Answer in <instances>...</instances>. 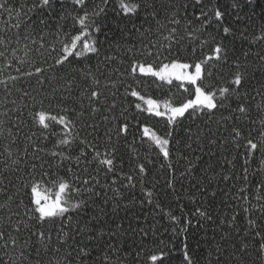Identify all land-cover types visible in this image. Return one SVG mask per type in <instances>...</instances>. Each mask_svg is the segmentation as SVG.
Masks as SVG:
<instances>
[{"label": "snow or ice", "instance_id": "6c2138e0", "mask_svg": "<svg viewBox=\"0 0 264 264\" xmlns=\"http://www.w3.org/2000/svg\"><path fill=\"white\" fill-rule=\"evenodd\" d=\"M57 2L58 0H20L17 8L10 3V0H0V62H3L0 72L4 68L13 67L14 61L19 65L15 68L18 75L9 78L11 84L7 80L0 79V85L3 86L0 108L4 109L0 111V158H2L0 165H3L0 167V264H41L40 259L33 261L31 257L39 258L42 253L48 257L44 264H90V262L95 264L91 255L93 249L90 246L95 243L97 236L93 226L100 222L105 209L100 207L90 216L87 215V209L90 205H94L96 198L102 197L107 204L110 191L115 193L113 199L120 198L121 187L132 189L139 184L146 194L147 203H155L157 208L160 207L154 199L156 193L144 188V177L148 175L146 163H152L148 156L144 158L146 162L136 163L127 173L123 171V158L118 154L117 145L121 140L127 142L128 137L132 135L130 129L134 127L132 121L139 123V120L135 116L131 119L126 117L128 108L116 103L120 87L124 89L121 99L135 97L138 101H143L147 107L142 109L140 103H135V108L155 117L166 118V123L171 126V130L163 136L149 127H144L143 136H147L149 142L159 150L162 159L168 162V170L173 174L175 173L172 165L173 153L170 151V145L174 143L173 131L179 130L185 121L195 123L197 119L207 118L211 122L218 113H227L221 115L217 123L225 131L230 130L233 146L238 149L243 148L246 154L242 177L246 186L239 190L241 195L232 199L244 201L248 205L243 208L247 219V227L243 232L246 238L250 237L254 242L252 248L255 251V258L251 264H264V179L256 182L252 199L248 196V188L252 187L248 166L254 153L259 152L261 159L260 166L252 175L255 176L256 172H264V83H260L258 87L253 86L251 91L243 88L242 85H247L249 82L247 72L249 65L247 63L241 65L237 61L234 64L235 71L232 78L226 86L205 84V80H211L213 76V65H209V61L213 64H228V44L210 33L206 35V29L212 23V19L222 20L225 11L216 7L214 0H135V2L115 0L123 17L132 19L143 12L144 20L153 22L155 27L153 28L151 24L146 28L143 25L137 27L133 24V29L138 33L136 42L115 45L131 59L129 69L125 71L132 78L135 87L124 81V73L119 68H113L108 72L109 83L105 84L104 88L110 86L115 91L110 90L106 93L101 89V80L94 74L92 66L83 65L84 61L100 56L101 42L98 34L103 24L99 22V18L106 15L110 0H99V2L59 0L62 8L58 16L54 15L57 11ZM68 3L71 4V9L65 6ZM207 4L213 5L210 9L211 18L206 10ZM193 5L200 6L199 14L195 16L197 21H201L198 27L189 18V9ZM238 6V0H233L232 7ZM45 12L48 13L47 16L44 15ZM33 16H36V19H33ZM69 19L72 23L66 27L65 22ZM181 28L184 29L185 35L180 34ZM73 30L78 34L73 35ZM165 30L167 35H164ZM222 31L225 37L234 38L231 28L223 27ZM259 31L261 34L249 40L250 44L264 42V25L260 26ZM161 36L166 43L161 42ZM240 38L248 39L243 32ZM185 40L189 45L199 42L201 48L211 40L213 55H208L198 62H182L179 58L181 55L179 48ZM192 51L195 53L196 47H193ZM255 55L259 61L257 67L264 69V55H261L260 51ZM34 56H39V61L33 59ZM247 56L248 53H245V60ZM145 57H152V60H144ZM169 57L172 58L169 60ZM112 59L111 56H104L97 64L95 72L104 76ZM49 60L52 62L49 63ZM101 64L105 70L101 69ZM24 65H31L34 71L25 70ZM241 67L245 71H240ZM117 74L119 80H112L111 77ZM33 77L40 86V91H36L35 95L19 86L29 83L31 87L30 80ZM77 77L88 81L92 86L91 90L89 91L88 87L81 88L76 83ZM145 77L156 78L168 86L178 81L176 87L183 89L185 93L189 92V87L186 85L193 86L194 98L178 104L170 99H165L161 103L156 99L146 98L137 90L148 83L143 79ZM53 81L58 85L63 81V87L51 88ZM45 83L51 88V100L41 94ZM117 83L120 87H117ZM76 88L80 89L76 97L81 101L79 111L76 107L68 106L67 103ZM14 91L19 94L22 101L28 99L35 101L39 96L41 105L45 100H49L50 104L57 101L56 93H61L57 103L63 112L62 115H53L45 110L37 112L35 104L32 105V111H29L28 115L31 117L33 127L40 129V135L38 136L36 131L25 134L23 139L28 143L23 145L22 150L20 132L22 126H29L24 115L25 110L29 109V104L23 103L22 106L18 104L17 99L12 98ZM84 99L88 102L87 107L93 122L82 125L89 129L87 135L82 136L79 121L85 115ZM253 110L259 114L256 118L252 117ZM98 114L101 117L100 121L95 122ZM53 124L61 125L62 132H56ZM249 124L251 127L246 129L247 135H245L242 126ZM13 129L16 131L13 132ZM203 131L201 129L200 132H194L191 127L185 130L187 141L184 146L193 156L189 158L188 154L182 155L187 167L180 172L181 177L186 178L192 174L195 167L193 159L198 161L202 158L194 154L205 150L201 139ZM219 131L218 127L217 133ZM208 132H212L211 128H208ZM253 133L256 134L254 137ZM212 135L215 136L216 133ZM50 136L56 139L51 141L52 147L48 148ZM241 140L246 143L241 144ZM4 141L7 143H3ZM101 142L105 145L103 151L100 148ZM218 142V139L211 137L208 139L209 145H216ZM136 143L133 138L130 147L136 153L134 159L140 161L139 150L135 148ZM140 143L143 144L144 141L141 139ZM175 143L179 144V141ZM223 143L226 146L229 141L224 140ZM13 145L16 146L15 154ZM210 155L215 153L210 152ZM21 157L25 158L26 178L19 174ZM225 162L235 167L227 157ZM13 165L16 167H12ZM161 167L165 165L162 163ZM222 179L227 182L233 177L230 174H223ZM46 182L58 185V190L53 193L45 186ZM118 184L120 187H117ZM167 186L175 190L172 179L168 181ZM12 189L15 191H11ZM205 191L206 189L201 187L202 195ZM209 195L214 198L216 191H211ZM226 195L230 194L226 193ZM117 207L118 205L114 204V211ZM197 211L201 217L212 219L207 211L201 209ZM168 215L173 221L178 222L180 219L171 212ZM235 221L236 215H233L227 222V227L235 228ZM187 224L191 225L192 221L189 219ZM224 224L225 221H221V225ZM45 225L50 227L45 228ZM181 230L187 232V227ZM236 231L239 235L240 230L236 229ZM54 234L55 245L52 244ZM98 234L100 237L105 235L102 229ZM111 235L114 236L115 233ZM144 235L146 236L147 232H144ZM227 236V232H222L221 239H226ZM85 240L88 242L85 243ZM106 248L116 251V246L111 243ZM232 248L234 251L231 253V259L234 261L241 260L245 255H251L248 243L239 246L233 243ZM183 249V264H195L190 255L187 237ZM10 250L18 252V255H11ZM62 251L63 255L58 256ZM226 251L217 244L214 251H209V256H215V264H224ZM237 251L241 253L240 256L237 255ZM167 255L168 253L161 249L158 254L151 255L150 259L154 264L156 261L167 264L165 260ZM107 259L105 253V260ZM116 264H120L119 258ZM208 264H212V261L209 260Z\"/></svg>", "mask_w": 264, "mask_h": 264}, {"label": "trees", "instance_id": "16d2710c", "mask_svg": "<svg viewBox=\"0 0 264 264\" xmlns=\"http://www.w3.org/2000/svg\"><path fill=\"white\" fill-rule=\"evenodd\" d=\"M99 2V0H97ZM135 2V0H133ZM10 3L19 8L20 0H10ZM216 7L220 8L221 11H225V16L222 20L216 21L212 19V23L208 25L206 29V35L210 33L212 36L218 39H223L225 43L228 44V64H213L209 61V65H213L212 71L213 76L211 80L206 79L205 84L212 83L217 87L226 86L229 80L232 78V74L235 71L234 64L239 61L241 65L247 63L249 67L247 72L249 74V82L247 85H242L243 88L251 91L253 86L258 87L260 83H264V69L257 67L259 61L255 55L257 51L264 55V42L250 44L249 40L261 33L259 31L260 26L264 25V0H238V7H232L233 0H214ZM71 9V4L65 5ZM213 7L212 4H207L206 10L209 12V17H212V12L210 9ZM62 5L59 0L56 4L57 11L54 15H59V11ZM200 6L193 5L189 9V18L193 21L197 27L201 21H197L195 16L199 14ZM45 16L48 15L47 12L44 13ZM237 16L240 18L238 19ZM36 19V16H33ZM203 19V18H202ZM99 22L103 24L101 32L98 34V39L101 42V52L99 57H94L90 61H84L83 66L91 65L93 72L101 80V89L106 93L108 91H115V89L104 88L105 84L109 83L108 72L113 68H119L121 72L124 73L123 79L126 83L135 84L132 78L125 71L129 69L131 59L125 56L122 49L115 47L116 44H128L129 42H136L138 33L133 29L132 25L135 24L137 27L143 25V27H148L150 24L154 28L155 25L151 21L144 20V13L141 12L139 15L128 19L123 17V14L119 12L118 4L115 0H110L108 8L106 9V15L99 18ZM72 21L69 19L65 22L66 27L70 26ZM79 25L77 24V28ZM223 27H229L232 29L234 38L232 36L225 37L223 35ZM181 35H185L184 29L179 30ZM245 33L248 37L247 40H242L240 38L241 33ZM72 34H78L75 30ZM164 35H167V31H164ZM155 39V37H153ZM161 42L166 43L163 40V36L160 37ZM196 47V52L193 53L192 48ZM179 51L181 53L180 59L182 62H198L205 59L208 55H213V44L211 40L209 43L200 47L199 42L189 45L188 41L185 40L180 46ZM248 53L247 60L244 58V54ZM22 54V53H21ZM111 56L109 67L107 70L101 64V69L105 70V75L101 76L98 72H95V68L100 61L103 60L104 56ZM172 57H169V60ZM33 59L39 61V56H34ZM144 60L151 61L152 57H145ZM52 61L49 60V63ZM143 62V61H142ZM167 62V61H165ZM19 66L17 62H13V67L4 68L0 72V79L7 80L11 84L10 77L17 76L15 68ZM0 67H3V62H0ZM46 67V65H45ZM25 70H33L31 65H24ZM240 71H245L241 67ZM139 75V73H138ZM112 80H119V74L113 75ZM148 83L146 86L139 88L137 90L141 91L142 95L146 98L156 99L159 102H163L165 99H170L173 103H180L189 98H194L193 86L189 87V92L185 93L183 89L176 87L179 82L174 81L173 85L168 86L163 82L158 81L156 78H143ZM76 83L83 87H88L91 90V85L88 81L77 77ZM31 87L29 83H24L19 85L25 90L30 91L33 95L36 91H40V86L36 84L35 77L30 80ZM159 85V87H157ZM63 87V81L60 84H56L55 81L52 82L51 88ZM117 87H120L117 83ZM49 84L45 83L43 86L42 95L48 96L51 100L52 92ZM75 88V85H74ZM35 89V91H34ZM123 87H120V92L117 95L116 103L128 108V113L125 116L129 119L132 116L138 118L139 123L132 121L134 127L130 129L132 135L128 137L127 142L121 140L118 147V154L123 158V171L129 172L130 167H134L138 162H146L144 158L148 156L152 163H146L148 169V175L144 177V188L154 191L156 193L154 199L156 203H159L160 207L157 208L155 203L148 204L146 201V194L142 191L141 186L137 184V187L132 189H120V198L113 199L115 193L109 192V202L104 203L103 198H96L94 205H90L87 209V215H94L100 207L105 209L100 222H97L93 227L94 231L97 233L95 243L91 244L93 251L91 253L93 261L95 264H116L118 258L120 264H154L151 261L150 256L153 254H158L161 249L168 253L165 257L167 264H183V245L185 243V237H187V243L189 244L190 255L193 258L195 264H208L211 260L212 264H215V256H209V251H214L215 246L219 244L222 249L227 251L224 253V264H251L252 260L255 258V251L252 248L254 243L250 237L246 238L244 236L243 230L247 227V219L243 211L244 207L248 205L244 201L233 200L232 197H237L241 195L239 190L245 187V182L243 177V167L245 159V151L243 148H235L231 142V133L225 131L217 121L221 115H227V113H218L211 122L204 119H197L195 123L191 121H185L184 125L179 129L173 131V144L170 145V151L173 153L172 165L175 169L173 174L167 168V161L162 159V154H159V150L155 148L151 142H149L147 136H143V128L149 127L153 131L157 132L159 135H166L171 126L166 123V118L155 117L152 114L143 112L135 108V103H140L141 108L147 107L143 101H138L135 97H129L127 99H121L123 94ZM80 89L76 90L72 94L71 100H69L68 106L76 107L79 111L80 100H77ZM61 93H56L57 101ZM3 96V86L0 85V97ZM17 99V103L21 106L23 103L29 104V109L25 110V120L28 123V127H23L20 132L22 143L20 148L22 150L23 145L27 144L28 141L24 140L25 134H30V131H36L37 135H40V129L33 127V122L31 117L28 115L29 111H32V105L35 104V111L45 110L53 115H62L63 112L60 110L57 101H53L51 104L49 100L41 105L39 103L40 97L37 96L36 100H21L18 93L13 92V97ZM111 101V97H109ZM83 103L85 105V115L79 121L81 125L80 131L81 135H87L89 129L82 127L85 123H92L93 118L89 115V109L87 107V100L84 99ZM9 107H12L9 105ZM0 111L4 109L0 108ZM259 114L253 110L252 117L256 118ZM100 115L95 117V122L100 121ZM6 119V118H5ZM11 126V124H9ZM191 127L194 132H200L203 129L201 139L205 145V150L203 152H197L194 155L202 157L200 160L193 159L195 167L192 170V174L188 175L186 178L180 176V172L184 171L187 167L186 161L182 158V155L188 154L189 158H192L193 154L184 145L187 141V136L185 130ZM220 131L217 133V128ZM244 134L247 135L246 129L251 127V125L242 126ZM208 128H211L212 132H208ZM53 129L60 133L62 132V126L58 124H53ZM103 130V126H102ZM16 130L13 129V132ZM216 133L215 136L212 134ZM256 134L253 133V137ZM209 137L218 139L216 145H209ZM133 138L137 141L135 148L139 150V155L141 157L140 161H136L134 156L136 153L132 150L130 145L132 144ZM56 137L50 136L48 148L52 147V140ZM91 139V137H89ZM141 139L144 141L143 144L140 143ZM228 140L229 143L225 146L223 141ZM179 141V144L175 142ZM3 143H7L4 141ZM246 143V141L241 140V144ZM105 145L103 142L100 144L101 151H103ZM151 154L149 155V151ZM13 151L15 154L16 146L13 145ZM31 151V147H29ZM215 153V155H210ZM225 157L232 161V164L225 162ZM15 158V155H14ZM2 159V158H0ZM260 153H254L251 158V163L249 168V180L252 187L248 188L249 199H252L255 193V184L258 180L264 179V172H256L255 176L252 173L260 166ZM11 162L9 161V164ZM165 167H161V164ZM3 165H0L2 167ZM12 167H16L13 165ZM21 172L19 173L22 177H27V168L25 165V158L21 157V163L19 165ZM11 174V173H10ZM223 174L232 175L233 179L225 182L222 179ZM63 175V172H61ZM173 180L174 191L168 188V181ZM103 183V178L101 179ZM18 183V182H17ZM110 183V181H109ZM154 185V187H153ZM46 187L49 189L58 188V185L46 182ZM117 187H120L118 184ZM201 187L205 188L206 191L202 195L200 192ZM216 191V196L213 198L209 195L211 191ZM11 191H15L12 189ZM229 193L230 195H226ZM68 193H66V196ZM207 197V198H205ZM134 201V202H133ZM143 201V203H142ZM25 202L27 203V197H25ZM255 203V201H253ZM118 205V207L113 209V206ZM127 205V207H125ZM15 208V204L12 205ZM198 209L207 211L212 219L208 220L199 215ZM171 212L172 215L179 217V221H173L168 213ZM233 215H236L235 228L229 229L227 227V222L231 219ZM86 218V217H85ZM192 221V224H187L188 220ZM199 221V222H197ZM221 221H225L224 225H221ZM259 223V221H258ZM187 227V232L182 231L183 227ZM50 227V225H45V228ZM103 230L105 235L103 237L99 236V230ZM236 229L240 230V234L237 235ZM143 230V231H141ZM115 235H111V233ZM147 232V235H144ZM222 232H227L228 236L226 239H221ZM79 239V237L77 238ZM88 241L85 240V243ZM55 234L53 235L52 244L55 245ZM71 243V241H69ZM111 243L116 246V251L113 252L108 250L106 246ZM235 243L239 246L242 243H248L250 246L251 255H245L239 261H234L231 259V253L234 251L232 244ZM105 253H107L108 259L105 260ZM137 253L139 255L137 256ZM10 254L13 256L18 255V252L11 251ZM49 256L51 253L48 254ZM63 255V251L58 254V256ZM237 255L240 256L241 253L237 251ZM45 254H41V257L37 258L35 256L31 257L33 261L36 259L41 260V264L47 260ZM7 259V258H5ZM92 264V262H90ZM155 264H160L156 261Z\"/></svg>", "mask_w": 264, "mask_h": 264}, {"label": "rangeland", "instance_id": "374dc122", "mask_svg": "<svg viewBox=\"0 0 264 264\" xmlns=\"http://www.w3.org/2000/svg\"><path fill=\"white\" fill-rule=\"evenodd\" d=\"M53 193H55L57 190H58V188H52V189H50Z\"/></svg>", "mask_w": 264, "mask_h": 264}]
</instances>
